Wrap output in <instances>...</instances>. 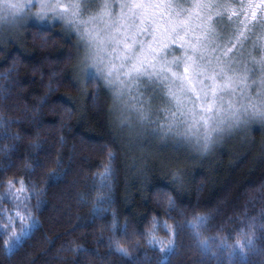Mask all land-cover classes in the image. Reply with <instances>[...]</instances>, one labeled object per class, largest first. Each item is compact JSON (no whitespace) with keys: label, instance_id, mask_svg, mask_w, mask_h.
Returning a JSON list of instances; mask_svg holds the SVG:
<instances>
[{"label":"snow or ice","instance_id":"6c2138e0","mask_svg":"<svg viewBox=\"0 0 264 264\" xmlns=\"http://www.w3.org/2000/svg\"><path fill=\"white\" fill-rule=\"evenodd\" d=\"M30 21L50 28L60 24L65 34L75 36L78 87L87 93L88 85H95L94 101L101 89L111 96L109 111H119L118 126L128 130L132 148L153 139L165 146L188 147L203 157L238 132L247 133L254 125L264 128V0H0V32L26 27ZM0 75L8 79L7 73ZM9 95V89L0 87V99ZM13 123L0 117L4 174L17 166L12 156L22 139L10 131ZM30 147L39 150L41 145ZM104 147L107 163L95 189L94 219H103L114 202L117 155ZM20 159L30 175L41 174L44 186L32 179H0L4 188L0 204H12L11 211L0 210L6 253L20 248L39 227L35 211L46 205L49 190L65 183L68 175L62 157L51 150ZM52 164L56 167L49 171ZM145 164L141 159L133 167L146 175ZM184 182L183 175L172 173L174 190L182 189ZM154 196L167 218L154 215L141 234L161 254L155 264H172V258L188 247L184 243L188 237L203 257L218 264H224L225 256L227 264H253L251 257L264 258V208L256 216L245 209L244 218L228 217L216 236L206 237L215 218L212 211L202 214L194 209L189 216L171 191L158 188ZM229 223L238 225L231 243L232 233L223 235ZM108 224L109 255L119 254L125 264H152L147 253L141 258L123 246L122 241L136 232H129L128 223L120 227L115 211ZM70 251L87 255L88 250L77 246Z\"/></svg>","mask_w":264,"mask_h":264},{"label":"trees","instance_id":"16d2710c","mask_svg":"<svg viewBox=\"0 0 264 264\" xmlns=\"http://www.w3.org/2000/svg\"><path fill=\"white\" fill-rule=\"evenodd\" d=\"M75 43V36L65 34L60 24L50 28L36 22L28 23L16 38L0 37V74H8V79L0 75V87L10 90L8 99H0V117L13 121L10 131L22 136L12 156L17 166L0 173V179H32L43 187L41 174L30 175L20 159L36 151L41 155L53 151L62 157L68 171L66 182L52 187L46 205L35 211L39 227L20 248L6 253L0 236V264H125L119 254L109 255L107 247L112 211L120 227L128 223L129 232H136L122 241L123 246L141 258L147 253L155 264L161 254L149 247L141 233L150 227L154 215L167 218L154 196L158 188L171 191L177 203L188 208L189 216L194 209L202 214L212 211L215 218L204 233L206 237L216 236L228 217L244 218L245 209L249 215L259 214L264 208V128L254 125L247 133L238 132L203 157L188 147L165 146L153 139L132 148L128 130L118 126V111H109L111 96L101 89L94 101L95 85L89 84L87 93L78 87ZM33 143L41 148L33 149ZM105 145L117 155L114 202L103 219H94L95 189L107 163ZM141 159L146 161V175L133 167ZM6 164L0 155V166ZM55 167L50 165L49 171ZM173 172L185 177L182 189L174 190ZM3 191L0 187V193ZM0 210L11 211L12 204L4 201ZM236 227L225 225L223 235L232 233L230 243ZM16 230L20 231V222ZM158 236H165L163 230ZM184 243L188 247L172 258V264H218L214 258L203 257L190 237ZM77 246L87 249V255L70 251ZM221 259L227 264L226 256ZM251 259L253 264H261L264 258Z\"/></svg>","mask_w":264,"mask_h":264},{"label":"rangeland","instance_id":"374dc122","mask_svg":"<svg viewBox=\"0 0 264 264\" xmlns=\"http://www.w3.org/2000/svg\"><path fill=\"white\" fill-rule=\"evenodd\" d=\"M244 2L246 3L247 2V0H244ZM257 2H258V0H257ZM30 22H35V21H30ZM30 22H28V23H30ZM37 23V22H36ZM24 28V27H23ZM23 28H19V29H12V30H7V29H5V30H3L2 32H0V37H2V36H8V37H13V38H16V37H18L20 34H21V32H22V30H23ZM177 55H179L180 53L177 51V53H176ZM120 115V113H119V111H118V116ZM17 231V230H16ZM18 232V231H17Z\"/></svg>","mask_w":264,"mask_h":264}]
</instances>
